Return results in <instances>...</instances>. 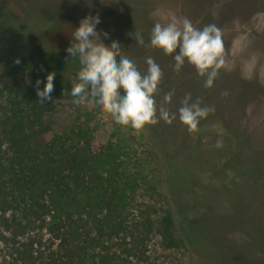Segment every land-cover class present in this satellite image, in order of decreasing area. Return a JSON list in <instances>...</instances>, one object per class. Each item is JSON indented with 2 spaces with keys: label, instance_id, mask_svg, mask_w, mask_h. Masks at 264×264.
<instances>
[{
  "label": "rangeland",
  "instance_id": "obj_1",
  "mask_svg": "<svg viewBox=\"0 0 264 264\" xmlns=\"http://www.w3.org/2000/svg\"><path fill=\"white\" fill-rule=\"evenodd\" d=\"M172 15L196 28L220 29L224 63L211 87L187 61L175 72L172 54L148 46L154 24L164 25ZM95 16L105 40L98 42H119L141 72L148 57L160 65L154 95L157 109L176 113L170 123L158 120L136 130L115 123L90 98L73 102L79 64L66 48L80 20ZM135 30L143 45L127 35ZM12 52L31 56L45 76L55 74L49 114L55 130L78 120L89 126L95 148L109 141L122 146L138 179L133 216L146 212L156 220L169 210L176 234L192 237L166 249L153 234L145 254L126 264H264V0H0V105L3 85L13 80L7 76ZM35 81L27 74L21 78L25 87ZM169 91L174 94L165 103ZM186 94L190 103L214 108L192 131L178 118ZM41 234L44 245L47 235ZM11 240L0 220V264H21Z\"/></svg>",
  "mask_w": 264,
  "mask_h": 264
},
{
  "label": "trees",
  "instance_id": "obj_2",
  "mask_svg": "<svg viewBox=\"0 0 264 264\" xmlns=\"http://www.w3.org/2000/svg\"><path fill=\"white\" fill-rule=\"evenodd\" d=\"M7 70L13 80L1 89L0 220L19 263L126 264L145 254L153 234L166 249L190 242L189 234H176L169 210L156 220L133 216L138 179L122 146L95 148L89 126L78 120L54 129L52 101L41 102L35 86L21 82L27 74L43 88L46 76L31 56L12 52Z\"/></svg>",
  "mask_w": 264,
  "mask_h": 264
},
{
  "label": "clouds",
  "instance_id": "obj_3",
  "mask_svg": "<svg viewBox=\"0 0 264 264\" xmlns=\"http://www.w3.org/2000/svg\"><path fill=\"white\" fill-rule=\"evenodd\" d=\"M99 23V16L82 18L66 48L68 56L79 64L71 83L73 102L80 104L90 98L96 108L110 114L115 123L136 130L146 124H156L158 120L170 123L176 118V113H170L163 106L157 109L154 95L162 77L160 65L148 57L145 61L147 69L141 72L131 59L122 54L119 42H112L109 47L97 41V37L105 41L98 35L96 26ZM127 35L138 44L145 43L136 30ZM148 46L160 49L166 55L172 54L175 72L181 70L185 61L193 65L197 75L204 78L206 88L213 85L224 63L220 29L215 24L196 28L186 17L181 20L172 15L164 25L155 23ZM54 76L53 72L47 73L42 89L41 80L35 81L36 95L41 102L51 99ZM173 94V91L165 94V103L171 101ZM221 95L227 96L228 93L225 91ZM190 98V94H186L181 101L178 118L192 131L197 128L199 120L214 108L201 107L198 101L190 103Z\"/></svg>",
  "mask_w": 264,
  "mask_h": 264
}]
</instances>
